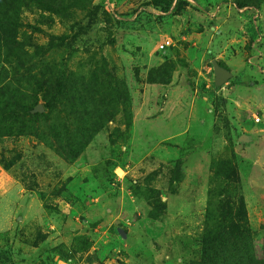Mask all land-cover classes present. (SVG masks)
I'll return each mask as SVG.
<instances>
[{"label": "rangeland", "instance_id": "1", "mask_svg": "<svg viewBox=\"0 0 264 264\" xmlns=\"http://www.w3.org/2000/svg\"><path fill=\"white\" fill-rule=\"evenodd\" d=\"M47 1L0 63V264H212L223 192L250 236L224 257L264 264V2Z\"/></svg>", "mask_w": 264, "mask_h": 264}, {"label": "trees", "instance_id": "2", "mask_svg": "<svg viewBox=\"0 0 264 264\" xmlns=\"http://www.w3.org/2000/svg\"><path fill=\"white\" fill-rule=\"evenodd\" d=\"M263 2L264 0H261V3ZM261 3L258 5V8H261ZM238 4V8H244L247 6L244 2H240ZM29 7H40L43 11L51 12L53 14L61 13H57L56 9L54 8L51 9L50 3L47 0H0V63L11 62L13 59L21 60V57L17 55L16 51L11 46H5L4 42H6L7 40H15L16 28L20 25V11ZM169 7L170 6H167L164 11H168ZM34 28L36 27H33V29ZM81 28L82 27H79V29ZM260 30L261 29L258 28V32H260ZM79 33L81 32L76 31L71 36L69 43L74 42L75 39L79 36ZM0 110L1 112L5 111V109ZM53 137L54 140L62 138L60 136V133L58 132H54ZM60 152H62L61 149ZM3 165H5V163H3ZM228 178H230V183H237L239 181L238 173L234 169L230 171ZM222 194L224 196L223 211L227 215V222L223 226L219 227V229H217L213 237L207 238L205 240L206 260L211 261L212 264H219L218 259L221 255L223 256V261L231 264V261L228 258L224 257V253L225 251L229 250L228 248H232L233 250L236 248L237 243H235V239L238 236H241L243 238L245 248H250V236L248 235L249 229L247 228V219L243 197L241 195L238 196L236 209L239 210V218L236 221L233 217L235 208L233 207L232 202L230 201L229 197L224 194V192ZM224 238H227V240H225ZM208 253H210L212 257H210ZM249 256L245 260L242 258L236 260L231 257L230 258L234 261L233 264H252V259H250Z\"/></svg>", "mask_w": 264, "mask_h": 264}, {"label": "water", "instance_id": "3", "mask_svg": "<svg viewBox=\"0 0 264 264\" xmlns=\"http://www.w3.org/2000/svg\"><path fill=\"white\" fill-rule=\"evenodd\" d=\"M212 65H213V69H214L215 85L216 86H222L224 83H226L231 78L232 73L228 68L220 65L218 63V61H216L215 59L212 60ZM35 111L41 113L43 111V109H42V107L39 106L35 109ZM240 139H242V137H240Z\"/></svg>", "mask_w": 264, "mask_h": 264}, {"label": "crops", "instance_id": "4", "mask_svg": "<svg viewBox=\"0 0 264 264\" xmlns=\"http://www.w3.org/2000/svg\"><path fill=\"white\" fill-rule=\"evenodd\" d=\"M262 9L264 10V5H263ZM261 19H262V22H263L262 25H264V14H262V18ZM240 26H241L240 30L244 34L243 36L241 34V36L244 39L250 38V39H253L255 41L261 40V36L262 35H260V33L258 32L257 28H255L253 25H250L248 21H242V24H240Z\"/></svg>", "mask_w": 264, "mask_h": 264}, {"label": "built area", "instance_id": "5", "mask_svg": "<svg viewBox=\"0 0 264 264\" xmlns=\"http://www.w3.org/2000/svg\"><path fill=\"white\" fill-rule=\"evenodd\" d=\"M187 2H189V4L191 5H197V0H186ZM209 9V13H211L212 15H215L216 12L218 11L219 7L215 6L214 8L208 7ZM246 8H242V10H245ZM254 15H253V19H252V23L257 27L259 25V20H258V10L256 8H254ZM171 45V40L169 38H165L164 40L161 41V43L159 44V48L160 49H166L167 47H169Z\"/></svg>", "mask_w": 264, "mask_h": 264}]
</instances>
